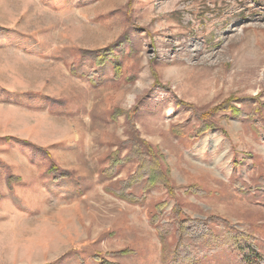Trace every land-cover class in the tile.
Masks as SVG:
<instances>
[{
  "label": "rangeland",
  "instance_id": "374dc122",
  "mask_svg": "<svg viewBox=\"0 0 264 264\" xmlns=\"http://www.w3.org/2000/svg\"><path fill=\"white\" fill-rule=\"evenodd\" d=\"M228 101L246 116L192 139ZM131 142L174 196L114 193ZM175 207L211 233L200 264H243L229 231L264 264V0H0V264H162L151 220Z\"/></svg>",
  "mask_w": 264,
  "mask_h": 264
},
{
  "label": "trees",
  "instance_id": "16d2710c",
  "mask_svg": "<svg viewBox=\"0 0 264 264\" xmlns=\"http://www.w3.org/2000/svg\"><path fill=\"white\" fill-rule=\"evenodd\" d=\"M98 59L103 61L105 57L102 58V56H100ZM221 110L230 111L231 114L237 118L246 116L240 109L232 106L229 101L224 105H219L211 111L197 113L200 127L195 130L191 138L197 140L208 131L216 129V125L211 122V119ZM125 114L128 116L127 113ZM173 130L180 136L184 135L181 127H176ZM7 141H9V139H7ZM131 145H133L132 150L128 156L121 160H118L117 157L111 160L110 166L112 170H115L117 167L129 161H135L137 163L135 173L127 180L121 182L120 189L114 193L121 199L127 200L133 204L143 202L131 194L132 188L139 185H144L145 192L161 187L168 190L171 196H174V191L170 182L169 169L164 166L165 162L163 157L159 154V151L146 142H131ZM48 173L54 175L56 179L68 177L67 173L63 174L58 172V169L54 166L49 168ZM106 176L109 178L110 175L107 174ZM191 189L194 193L202 195L200 188L192 187ZM243 191L244 190H239V193H243ZM173 213L174 217L170 219L169 223L163 225H160L156 218L151 220V225L155 227L161 243L162 264H200L198 257L207 255L209 247V242H207V240L211 237V233L206 231L201 220H194L195 223L181 221L178 207L173 209ZM228 234L230 238H226L224 244L229 247H235L236 251L240 254L239 260L243 264H257L259 262L260 257L258 256L257 250L249 242V236L232 231H229ZM170 236H172L171 238L174 243L168 240ZM209 250H212V248ZM124 253L126 252H122L121 254L123 255Z\"/></svg>",
  "mask_w": 264,
  "mask_h": 264
}]
</instances>
